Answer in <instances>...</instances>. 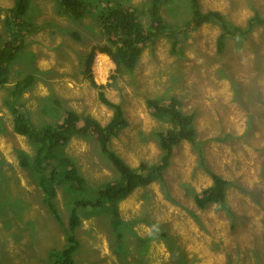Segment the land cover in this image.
Segmentation results:
<instances>
[{"label": "rangeland", "instance_id": "1", "mask_svg": "<svg viewBox=\"0 0 264 264\" xmlns=\"http://www.w3.org/2000/svg\"><path fill=\"white\" fill-rule=\"evenodd\" d=\"M89 1V11L74 21L56 0H30L28 17L38 30L11 33L24 48L0 88V264H51L50 255L67 245L69 209L85 197L70 192L69 184L58 188L62 221L57 222L43 203L34 168L18 163L17 151L32 160L36 150L13 131L10 94L27 75L34 82L15 102L35 128L54 125L65 110L106 125L112 110L99 101V91L120 104L128 126L110 145L133 170L159 162L157 133L171 127L152 116L147 100L165 104L176 97L182 112L193 116L194 143L176 146L158 179L119 201L115 220L112 206L80 212L73 264H264V0H198L202 13L217 11L233 24L235 36L226 40L222 54L216 52L215 23L187 38L183 32L173 36L181 41L175 53L170 39L158 37L143 48L131 71L115 72L110 58L96 52L91 73L102 90L84 74L91 48L106 43L96 19L103 3ZM110 1L129 4L141 23L149 22V0ZM160 1V13L173 29L193 19L190 0ZM13 3L0 0V46L7 40L3 21ZM254 17L261 22L250 24ZM102 56L104 79L97 70ZM64 153L94 197L117 179L94 138L73 137ZM211 173L227 181L224 208L195 203L211 186Z\"/></svg>", "mask_w": 264, "mask_h": 264}, {"label": "trees", "instance_id": "2", "mask_svg": "<svg viewBox=\"0 0 264 264\" xmlns=\"http://www.w3.org/2000/svg\"><path fill=\"white\" fill-rule=\"evenodd\" d=\"M149 1L148 15L150 20L143 24L137 10L129 4H118L110 0H96L97 6L99 2L103 3L99 6L98 13L96 12V19L102 27L106 43L103 46L91 48L84 70L86 79L95 89L102 90L104 88V86L97 85L92 79L91 66L96 52L107 55L116 66L115 72L121 73L122 70L131 71L135 67L143 48L153 43L158 37L166 36L170 39L171 51L175 53L181 41L173 36L179 37L178 33L183 32L187 38L190 32L195 31L201 25L215 23L220 30L216 39V52L222 54L226 47V40L235 36L234 27L230 21L217 11L202 13L199 9L198 0H190L192 9H194L193 19L189 20L179 31L173 29L172 24L161 15V1L159 0V3L158 0ZM56 2L60 9L64 10L74 21H79L89 11V0H56ZM31 13L30 0H14L12 7L5 14L3 21L4 38L12 41L6 40L0 46V88L8 82L10 64L15 61L17 53L24 48L17 39L11 38V33L16 31L24 35L25 31L35 32L38 30V27L30 23L29 18L31 17L28 16ZM252 22L255 25V22L260 23L261 21L254 17L250 24ZM235 32L236 34L239 33V29L235 28ZM72 37L76 40L79 39L77 33H73ZM33 82V75H27L12 87L10 94L13 131L15 134L27 138L36 146L32 160L23 151H17V160L23 168H34L36 183L43 194V203L57 222L62 221L56 203L58 188L69 184L68 188L75 196H85L77 197L74 205L69 209L67 245L61 252L52 253L49 257L51 264H73V255L78 246L73 232L81 224L80 212L109 209L112 206L113 212L109 215L115 220L117 216L116 206L119 201L129 196L136 188L158 179L170 165L176 146L184 142L194 143L196 135L193 128V116L182 112L181 103L176 97H171L165 104L159 100H147L146 105L151 110L152 116L168 122L171 127L157 133V144L161 153L159 162L149 167L141 164L139 170H133L113 151L110 145L111 139L128 126L120 104L106 99L104 94L99 91V101L112 110V115L106 125H100L92 117L81 118L74 111L65 110L63 119L54 125L35 128L22 110V106L15 102V98L31 87ZM73 137L94 138L99 145V151L117 175L115 181L109 182L98 191L97 197L88 193L87 183L79 175L76 163L64 153L65 146ZM211 181V186L195 196V203L202 209L209 204L224 208L226 206L227 181L214 173H211ZM3 196L0 193V198Z\"/></svg>", "mask_w": 264, "mask_h": 264}, {"label": "bare ground", "instance_id": "3", "mask_svg": "<svg viewBox=\"0 0 264 264\" xmlns=\"http://www.w3.org/2000/svg\"><path fill=\"white\" fill-rule=\"evenodd\" d=\"M105 63H106V60H105V58L102 56V58L100 57L99 58V63H98V65H97V70H98V73H99V75H100V79L102 78V79H104L103 78V64L105 65ZM107 65V64H106Z\"/></svg>", "mask_w": 264, "mask_h": 264}]
</instances>
